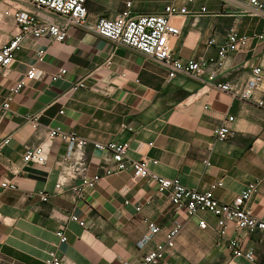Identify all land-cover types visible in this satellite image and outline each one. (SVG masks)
<instances>
[{
	"label": "crops",
	"instance_id": "0c3cea01",
	"mask_svg": "<svg viewBox=\"0 0 264 264\" xmlns=\"http://www.w3.org/2000/svg\"><path fill=\"white\" fill-rule=\"evenodd\" d=\"M233 1L198 0L189 8L206 6L209 14L175 18L182 30L172 40L175 56L182 60L213 56L233 29L247 36L261 32L264 20L241 14ZM128 2L136 16L159 15L171 2L184 5L183 0H88L89 20L114 18ZM7 3L12 0H0V17ZM11 29V22L0 19V48L13 38ZM212 40L215 44L209 46ZM42 49L46 55L39 61ZM32 66L43 70L44 77L28 82L10 109L4 110L11 89ZM255 66L264 67V43L252 41L228 56L216 80L243 86ZM63 69L65 78L53 82L51 76ZM80 82L85 87L75 88ZM258 100H264V85L253 101L246 102L185 76L169 81L162 66L83 28L73 29L63 43L28 37L0 76V141L11 139L0 155V264H46L52 251L62 264H139L165 241L177 219L185 224L184 230L159 264H264V240L259 233L238 231L230 224L221 241L214 216H202L209 227L201 229L200 219L189 220L184 212L176 215L157 183L150 178L135 182L131 168L105 177L83 196L77 194L84 178L114 167L111 158L92 145L64 162L67 146L55 139L50 142L47 164L24 162L26 150L40 145L44 132L61 127L91 144L129 143V160H155L151 172L190 189L206 192L222 183L215 196L229 204L264 174V110L257 106ZM28 115L40 116L42 131L36 132L26 121ZM229 117L234 118L229 125L233 136L215 139L214 129ZM81 158L85 165L71 173L70 167L81 163ZM5 180L17 182L18 189L2 188ZM40 192L49 196L48 202L41 200ZM247 208L264 219V184ZM71 215L83 220L85 227L72 222ZM149 223L161 232L141 249L138 243ZM59 231L67 242L60 243ZM235 239L254 252V262L233 256L228 243Z\"/></svg>",
	"mask_w": 264,
	"mask_h": 264
},
{
	"label": "built area",
	"instance_id": "2783aa9c",
	"mask_svg": "<svg viewBox=\"0 0 264 264\" xmlns=\"http://www.w3.org/2000/svg\"><path fill=\"white\" fill-rule=\"evenodd\" d=\"M198 0H183L184 5L178 6L175 2L169 3L163 13L159 15L136 16L133 13V4L128 2L126 8L114 18L102 17L94 22L89 20L87 9L88 0H12L7 3L9 7L0 17L5 23L11 22L13 38L0 48V76L4 75L15 59L16 53L21 49L23 42L28 37L35 39H48L53 42L63 43L71 36V31L75 28H83L92 31L100 37L121 46L131 49L143 55L148 60L162 66L168 72V80L172 81L178 76H185L193 80L231 95L235 99L246 102L254 100L256 92L264 85V67L255 66L247 82L240 86L234 82L219 83L216 78L223 70L228 56L238 53L248 47L250 42L264 43V27L261 32L253 36L240 35L235 29L231 30L227 40L221 44L215 55L200 56L196 59L182 60L175 56L172 48V40L181 36L182 30L174 23L178 17H189L198 14H209L206 6L199 9L189 8L195 5ZM16 4V6L13 5ZM235 8L241 13L253 18L264 20V2L261 0H234ZM14 27V28H13ZM14 30V31H13ZM215 44L210 41L209 46ZM46 50L38 52V60L43 61ZM67 75V70H60L51 76L53 82L59 81ZM205 78V76H207ZM44 77V71L32 66L25 78L19 80L4 104V110H9L15 96L28 85V82L38 81ZM85 84L80 82L75 88H84ZM257 106L264 110V100H258ZM63 114V112H61ZM26 121L30 122L36 132L42 131L40 128V116L28 115ZM234 121L229 117L221 126L213 131V136L219 141L229 140L233 136V131L229 126ZM44 141L32 148H28L24 154V162L29 165H45L49 159L50 142L59 139L67 146L64 162L75 159L79 151H84L89 145L99 150L103 155L111 158L114 167L104 169V173L95 175L92 178H84L81 185L76 188V193L83 196L84 193L99 185L105 177L121 173L128 168L133 170V179L139 182L143 179H152L158 185V192L164 195L173 205L175 214L186 213L187 218L200 219L199 227L207 229L208 222L202 218L204 215H212L217 219L216 231L221 241L227 237L230 224H233L238 231H246L249 234L259 233L264 240V219L257 218L248 208L247 203L257 192L260 184H264V174L262 179L251 182L243 192H241L232 203L220 202L215 196V190L222 183L215 184L206 192H199L190 189L179 181L162 178L151 172V165H156L157 161L143 158L138 161L129 160L127 157L130 144L111 142L107 144L92 143L78 136L74 132H65L61 127L50 128L44 132ZM11 139L5 138L0 141V155L10 144ZM81 163L73 164L70 167L71 173H78ZM207 165H210L207 162ZM264 173V172H263ZM2 188L17 190V182L7 180L1 183ZM61 184L57 187L61 188ZM38 196L43 202L49 201V196L40 192ZM72 222L85 227V222L76 215L69 216ZM185 224L178 219L174 221L172 227L166 233L164 242L156 245V248L143 256L139 264H159L165 260L168 252L175 247L176 239L184 230ZM161 228L154 223L148 224V231L138 243V247L143 249L155 236L160 234ZM57 236L60 243L67 242L63 231H59ZM234 257H243L249 261H255V254L252 250L245 249L239 240H231L228 243ZM46 264H62L61 257L56 251L49 252L45 259ZM123 264H130L123 262Z\"/></svg>",
	"mask_w": 264,
	"mask_h": 264
}]
</instances>
